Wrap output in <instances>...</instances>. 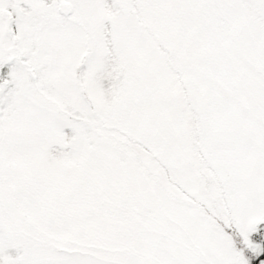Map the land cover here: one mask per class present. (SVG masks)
I'll use <instances>...</instances> for the list:
<instances>
[{
	"label": "snow or ice",
	"instance_id": "obj_1",
	"mask_svg": "<svg viewBox=\"0 0 264 264\" xmlns=\"http://www.w3.org/2000/svg\"><path fill=\"white\" fill-rule=\"evenodd\" d=\"M0 264H264V0H0Z\"/></svg>",
	"mask_w": 264,
	"mask_h": 264
}]
</instances>
